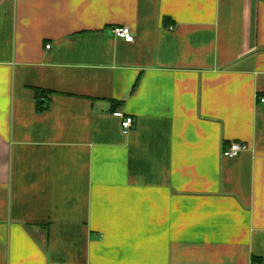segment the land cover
<instances>
[{"label":"crops","instance_id":"obj_1","mask_svg":"<svg viewBox=\"0 0 264 264\" xmlns=\"http://www.w3.org/2000/svg\"><path fill=\"white\" fill-rule=\"evenodd\" d=\"M258 95L264 0H0V264H264Z\"/></svg>","mask_w":264,"mask_h":264},{"label":"built area","instance_id":"obj_2","mask_svg":"<svg viewBox=\"0 0 264 264\" xmlns=\"http://www.w3.org/2000/svg\"><path fill=\"white\" fill-rule=\"evenodd\" d=\"M112 33L117 39L124 40L127 43L135 42V36L130 27L127 26L115 27L112 29ZM47 49H50V46H48ZM257 101L259 104L264 105V95H258ZM114 116L121 120V126L124 133L129 134L134 126L135 120L132 117L126 116L122 111L115 112ZM248 149L249 148L247 145L234 143L231 145V147L228 150L224 151L223 155L227 158H235L239 154L247 151Z\"/></svg>","mask_w":264,"mask_h":264}]
</instances>
